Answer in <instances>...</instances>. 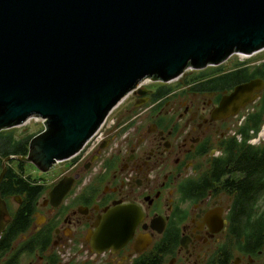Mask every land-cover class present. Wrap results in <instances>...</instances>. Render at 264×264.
Instances as JSON below:
<instances>
[{"label": "flooded vegetation", "instance_id": "flooded-vegetation-1", "mask_svg": "<svg viewBox=\"0 0 264 264\" xmlns=\"http://www.w3.org/2000/svg\"><path fill=\"white\" fill-rule=\"evenodd\" d=\"M257 53L192 70L174 85L143 80L104 139L96 131L45 172L19 158L42 128L18 137V126L1 130L0 264H264ZM252 79L263 84L244 106L215 113ZM59 181L66 189L52 197Z\"/></svg>", "mask_w": 264, "mask_h": 264}, {"label": "water", "instance_id": "water-1", "mask_svg": "<svg viewBox=\"0 0 264 264\" xmlns=\"http://www.w3.org/2000/svg\"><path fill=\"white\" fill-rule=\"evenodd\" d=\"M263 48L264 0H0V131L40 119L19 158L45 172L143 80ZM262 84L235 86L215 113H236ZM65 189L59 181L50 195Z\"/></svg>", "mask_w": 264, "mask_h": 264}, {"label": "rangeland", "instance_id": "rangeland-1", "mask_svg": "<svg viewBox=\"0 0 264 264\" xmlns=\"http://www.w3.org/2000/svg\"><path fill=\"white\" fill-rule=\"evenodd\" d=\"M257 54L258 55H260V54L264 55V49L261 50V51H259ZM234 57L235 56H233L229 61L224 62L223 65H226L227 67L230 66L232 60H234ZM191 71L192 70H190V69L185 70V72L180 77H178L177 79H174L172 81H169L168 84L174 85V84L180 82L182 80L183 76H185L186 74H189ZM147 81H150V80L147 79ZM124 102L125 101L122 99L121 102H119L111 110V112L109 113L108 118L106 119L105 123L101 127L100 132L105 133V129H108V127L110 126L111 122L115 119L116 114L122 108ZM41 128H43L42 121L40 119H38V118H31V119L27 120L24 124L19 125L18 127H15L13 129H11V134H14L15 137H18V136H20L22 134H24V135H26V134H32V133H34V132H36L38 130H41ZM100 132H99V135H100ZM102 136H104V134H102ZM60 164L61 163H59L58 166ZM28 167H29L30 170L34 168V166H32V165H28ZM62 169L63 168H57L54 171L53 175H56L57 173H59V170H62Z\"/></svg>", "mask_w": 264, "mask_h": 264}, {"label": "built area", "instance_id": "built-area-1", "mask_svg": "<svg viewBox=\"0 0 264 264\" xmlns=\"http://www.w3.org/2000/svg\"><path fill=\"white\" fill-rule=\"evenodd\" d=\"M236 55H237V57H238L241 61H243V60L249 58L252 54H245V53H240V52H238V53H236ZM104 122H105V121H104ZM104 122L102 123L101 127L103 126ZM101 127L97 130V140H102V139H104V137H105V135L102 136L103 133L100 132ZM99 132H100V135H99ZM95 134H96V132L91 136L90 139H92V138L95 136ZM90 139H89V140H90ZM89 140H88V141H89ZM88 141H87V142H88Z\"/></svg>", "mask_w": 264, "mask_h": 264}, {"label": "trees", "instance_id": "trees-1", "mask_svg": "<svg viewBox=\"0 0 264 264\" xmlns=\"http://www.w3.org/2000/svg\"><path fill=\"white\" fill-rule=\"evenodd\" d=\"M262 75L264 76V74L262 73ZM247 185H245V187H246ZM243 201V198H241V202Z\"/></svg>", "mask_w": 264, "mask_h": 264}, {"label": "bare ground", "instance_id": "bare-ground-1", "mask_svg": "<svg viewBox=\"0 0 264 264\" xmlns=\"http://www.w3.org/2000/svg\"><path fill=\"white\" fill-rule=\"evenodd\" d=\"M81 152V151H80Z\"/></svg>", "mask_w": 264, "mask_h": 264}]
</instances>
